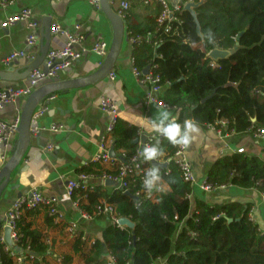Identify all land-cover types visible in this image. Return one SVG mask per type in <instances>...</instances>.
<instances>
[{
  "label": "trees",
  "instance_id": "trees-1",
  "mask_svg": "<svg viewBox=\"0 0 264 264\" xmlns=\"http://www.w3.org/2000/svg\"><path fill=\"white\" fill-rule=\"evenodd\" d=\"M195 1L199 26L191 12L183 9L177 13L182 23H172L170 30H158L161 4L139 3L143 13L131 11L136 7L132 5L126 18L128 33L153 31V41H159L135 46V63L141 70L150 65L162 84L169 82L161 96L176 106L178 122L191 119L201 128H209L224 119L234 134H255L264 129V0ZM209 30L212 42L204 39ZM216 48L231 54L214 60L208 52ZM137 136L138 128L119 118L112 133L115 150L131 154L137 147L133 143ZM157 141L164 160L178 149L161 136ZM104 163L93 161L78 171L97 176L118 172L116 166ZM157 166L164 187L154 190L151 198L135 197L136 190H145L137 176L130 177L129 192L118 188L109 191L100 185L75 191L73 200L84 212L95 215L96 206L105 200L121 217L135 223V227H122L112 221L102 240L82 251L85 264H107L106 248L117 264H264V232L250 218L249 205H213L198 197L192 203L187 196L193 186L175 161ZM207 181L217 186L255 188L264 196V156L249 151L222 155L211 166ZM37 211H27L20 224L22 244L41 253L46 249L43 234L27 221ZM96 215L111 220L108 215ZM85 243L82 234L75 237L77 251ZM3 256L12 264L10 257ZM65 262L71 263V257Z\"/></svg>",
  "mask_w": 264,
  "mask_h": 264
},
{
  "label": "crops",
  "instance_id": "crops-1",
  "mask_svg": "<svg viewBox=\"0 0 264 264\" xmlns=\"http://www.w3.org/2000/svg\"><path fill=\"white\" fill-rule=\"evenodd\" d=\"M169 1L171 5L177 2V0ZM138 4L139 2L133 0L132 5L136 7H133L131 11L143 13V9H138L140 6ZM117 5L118 1L112 5L114 10L117 9ZM23 7H31L35 19L40 23L38 41L32 49L27 47L26 39L29 30L25 21H18L6 27L0 26V74L2 70L10 69L13 72L11 78L15 80L14 83L7 85L5 80L8 77H0V88L26 84L28 81L27 73L31 66L45 67L42 55L46 49L63 47L66 37L60 34H49L47 26L50 22L51 24L58 22L66 30H73L74 26L80 23L83 26L87 46L96 41L104 40L111 49L114 37L113 25L104 11L92 7L88 0H17L8 7L0 6V25L12 15L20 12ZM17 49L32 51L36 57L34 59L19 58L13 61L10 66H4L3 58L10 51ZM132 53L133 47L129 41V33L125 25L122 48L112 68L117 73L115 79H111L107 75L93 83L47 93L37 106L38 108L44 103L48 105V109L39 118V124L49 128L54 123H61L64 128L55 132L46 129L37 136L31 135L25 155L19 166L13 171L11 182L1 197L0 220L3 219L7 209L15 199L29 189L38 188L47 196L57 197L66 219L69 222L77 223V229L73 231L76 233H69L67 226H65L67 225L66 220L64 225H55L47 215L45 208H38L37 213L28 217L27 221H32L33 228L53 235V245L57 250L64 254L65 259L67 256L71 257L72 262L68 264H85L82 251L90 249L96 240H102L105 228L112 223L108 217L92 215L90 218H85L81 209L74 204L66 192L68 180L80 173L79 169L95 161L100 152V141L105 135L109 123L108 116L99 107L100 97L106 95L115 99L119 108V118L125 119L132 126V122L136 119L135 114L154 118L158 109L166 110L155 103L145 104L146 87L141 85L133 72ZM106 57L89 52L83 55L79 61L73 63L72 66L60 72L49 83L79 79L91 75L101 68ZM52 95H55V98L49 99ZM28 97L17 99L16 104L22 110ZM13 105L16 113V105L14 103L8 104L6 107L0 108V114L3 113L0 117L6 120L13 119L15 116ZM169 112L173 116L176 111ZM137 128L138 130L142 129ZM199 128V136L188 148L189 159L197 178V182L193 186L192 203L198 197L213 205L230 202L249 205L253 220L264 232V196L257 189L240 188L232 184L213 191H204L200 187V184L207 179L213 163L222 155L232 154L243 148V152H255L264 156L261 154L264 148V137H258L254 134H231L225 141L218 135H209L207 131L210 128H201L200 126ZM50 144L53 145L51 151L47 150ZM114 154H119L115 148ZM104 164V166H110L106 162ZM92 184L103 186L109 191L117 189L116 184H106L98 178L93 179ZM81 234L86 243L81 251H77L75 237ZM109 256L110 250L106 248L107 264H109L107 259Z\"/></svg>",
  "mask_w": 264,
  "mask_h": 264
},
{
  "label": "built area",
  "instance_id": "built-area-1",
  "mask_svg": "<svg viewBox=\"0 0 264 264\" xmlns=\"http://www.w3.org/2000/svg\"><path fill=\"white\" fill-rule=\"evenodd\" d=\"M17 0H0V6L8 7L12 5ZM89 4L96 8L102 9V0H88ZM118 1L117 9L115 12L126 21L128 16V10L132 6L133 0H110L112 5ZM143 5H152L158 2L162 6V10L157 17L158 30L164 27L166 30H170L173 26L172 23H182L181 18L177 13L181 12L183 9L186 10V5L196 4L195 0H177L174 5H171L169 0H134ZM18 21H25L29 30L26 44L27 47L32 49L36 46L40 31V23L35 19L33 15V10L31 7H23L20 12L12 15L6 21H4L0 26L6 27L12 25ZM51 33L64 35L66 37V42L61 48H52L48 51L46 58L44 60V68H34L28 74V81L26 84L21 86H5L0 88V108L6 107L8 104L14 103L16 105V113L12 121L0 118V145H4V153L0 155L2 161L1 167L8 161L11 152L10 148L15 147L14 142L11 140L12 135L18 132V128L21 124L22 108L17 106L16 102L19 97H28L39 87V84L48 78L56 77L60 72L66 70L73 63L79 61L83 55L93 52L102 57H106L109 54L110 48L109 44L104 40H99L92 43L90 46L85 44V35L83 31V26L77 23L73 30L63 29L61 24L54 22L50 27ZM156 32L149 31L146 34L140 35H130L129 41L134 48L135 46L145 43L152 42L158 44L159 41H153L154 34ZM212 51V50H211ZM210 51V52H211ZM210 52L208 56L210 57ZM36 56L32 51L26 49H17L10 51L2 60L4 66H10L13 61L19 58L34 59ZM133 72L137 76L141 85L146 87L145 104L155 103L166 110L176 111L177 108L174 105L166 102L161 94L163 93L165 87L169 84L166 82L162 84L160 82V77L152 72L151 66L149 65V70L146 73L141 70L135 63V58L132 56ZM111 79L117 77V73L112 69L108 73ZM47 84V83H46ZM55 98L52 95L49 99ZM44 99V98H43ZM42 99V100H43ZM100 109L108 116L109 123L105 135L101 138L99 149L100 152L96 156L95 161L103 160L110 166H116L118 172L114 175L104 173L97 176L94 173L80 172L73 179L68 180L66 185V192L69 198L73 200V195L77 189H88L92 184V180L98 178L102 182L113 181L118 189H122L123 192L130 191V177L137 176L140 178V182L143 184V178L145 170L153 165H158L163 163L165 166L168 165L169 160L175 161L183 172L184 179L192 184L197 182L196 174L193 169V165L190 162L188 155V148H178L176 152L164 160L163 156L158 161L143 162L140 157L137 156V151L145 143L155 144L159 140V135L156 133H146L142 129L138 130V137L146 135V140H139L137 147L131 154L126 152H121L120 154H115L114 157L110 155L111 148H114V138L112 133L119 119V108L117 101L109 96H101L99 99ZM48 109V105L41 104L33 112L30 125V134L39 135L43 130L49 129L50 131H59L64 128L61 123H54L49 128L41 126L39 124V118ZM209 128L215 130L216 134L227 141L231 134H234L233 130L227 129V121L221 119L216 122V124L209 125ZM254 135L258 137H264V129L258 130ZM227 144V142H225ZM14 145V146H13ZM53 145H48L47 150H52ZM244 149L240 148L238 152H243ZM8 156V157H7ZM228 184H223L217 186L205 179L200 187L204 191H213L217 188L226 187ZM164 187V185H163ZM143 196L144 199L153 197V193L148 194L145 190H136L135 197L139 198ZM190 200L192 199V193L187 196ZM74 204L79 208V202L74 201ZM38 208H45L47 215L51 218L55 225H64L66 222L67 228L70 234L77 229V223L74 221H68L66 219L65 213L61 210L59 206V199L57 197H51L45 195L40 189L32 188L23 192L18 196L12 205L7 209L5 216L0 220V264H9L4 258L3 253L12 259V264H66L65 256L63 253L59 252L57 248L53 245L54 239L53 235L49 232H42V242L46 245L44 252H35L32 250L30 245H23L22 238L24 233L22 232L21 220L27 211H33ZM85 218H90L87 212L81 210ZM251 213V212H250ZM96 214L108 215L111 220L117 223L119 226H127L119 223L121 216L118 214L114 205L102 200L95 210ZM250 218L253 219L252 214H249ZM66 220V221H65ZM9 228V236L12 243H9L6 239V229ZM2 248V249H1ZM110 256L114 257L110 252ZM110 264V262H109ZM114 264L116 260L114 259Z\"/></svg>",
  "mask_w": 264,
  "mask_h": 264
},
{
  "label": "water",
  "instance_id": "water-1",
  "mask_svg": "<svg viewBox=\"0 0 264 264\" xmlns=\"http://www.w3.org/2000/svg\"><path fill=\"white\" fill-rule=\"evenodd\" d=\"M196 4H188L186 5V10L191 12L193 15L195 21L198 22L197 13L195 11ZM102 10L106 14V16L111 21L113 28H114V37H113V43L111 45V49L109 54L107 55L105 62L101 66V68L94 72L91 75L79 78V79H71L66 81H57L53 83H49L47 85L39 87L37 90H35L27 99L21 115V124L18 128V138L12 153V156L10 159L1 167L0 169V201L1 197L3 196L5 190L7 189L8 185L11 182V176L13 171L16 169L17 166L21 163L25 152L28 148L31 134H30V125H31V118L33 115V112L37 108L38 104L41 102V100L53 90L58 89H65L69 87H76V86H82L85 84L93 83L95 81H98L99 79L103 78L104 76H107L108 73L112 70L115 60L118 56V54L121 51L123 39L125 35V25L126 21L123 20L113 9L112 4L110 0H102ZM51 22L47 26L48 33H51L50 30ZM49 51V48L46 49V51L43 53L42 57H44V60L46 58V55ZM231 54V51L224 50V49H213L210 52V57L214 60L223 59L225 57H228ZM37 68V66H31L28 70V73L34 69ZM149 70V67L145 68V72L147 73ZM12 71L10 69H5L1 71L0 77H12ZM145 141L146 135L142 137H137L133 140V143L138 144L139 140ZM110 155L114 157V148H111ZM106 184H113V181H107ZM119 223L122 225H127L129 227H135V223L128 217H121L119 219ZM10 229H6V239L9 243H12L10 236H9Z\"/></svg>",
  "mask_w": 264,
  "mask_h": 264
},
{
  "label": "clouds",
  "instance_id": "clouds-1",
  "mask_svg": "<svg viewBox=\"0 0 264 264\" xmlns=\"http://www.w3.org/2000/svg\"><path fill=\"white\" fill-rule=\"evenodd\" d=\"M212 42L214 37L211 30L204 37ZM136 119L133 123L134 127L144 129L147 133H156L166 139L171 145L177 148L186 149L200 134V128L197 123L191 119H186L182 123L177 118L171 116L167 110L158 109L154 118H148L135 114ZM137 156L143 162L158 161L164 156L163 150L159 147V141L156 144L145 143L137 151ZM143 188L148 194L154 190H163V178L159 166L153 165L145 170L143 178ZM138 206V205H137ZM110 264H114V257H107Z\"/></svg>",
  "mask_w": 264,
  "mask_h": 264
},
{
  "label": "rangeland",
  "instance_id": "rangeland-1",
  "mask_svg": "<svg viewBox=\"0 0 264 264\" xmlns=\"http://www.w3.org/2000/svg\"><path fill=\"white\" fill-rule=\"evenodd\" d=\"M54 80V77L52 78H48V79H45V80H43L40 84H39V86H42V85H44V84H46V83H49V82H51V81H53ZM6 84L7 85H9L10 83H14L15 82V80H13L11 77H8V78H6ZM13 104V103H12ZM14 106V105H13ZM14 113H15V106H14ZM3 113H1L0 114V116L2 115ZM173 116L174 117H177V111L176 112H174L173 113ZM0 118H2V117H0ZM10 121H12V119H10ZM208 132V134L209 135H217L216 134V132H215V130H212V129H210V130H208L207 131ZM17 138H18V132H15L13 135H12V137H11V140L14 142V145H15V143H16V141H17ZM13 145V146H14ZM13 150H14V148H13ZM11 153L13 152L12 151V148H10V150H9ZM4 153V145H0V155L1 154H3ZM11 155V154H10ZM8 157V156H7ZM10 157V156H9ZM1 165H2V161H1V159H0V167H1ZM246 198V197H245ZM260 217H261V220L263 219L262 218V216H261V214H260Z\"/></svg>",
  "mask_w": 264,
  "mask_h": 264
}]
</instances>
